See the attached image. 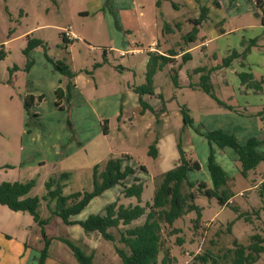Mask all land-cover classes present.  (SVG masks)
<instances>
[{"label":"rangeland","instance_id":"obj_1","mask_svg":"<svg viewBox=\"0 0 264 264\" xmlns=\"http://www.w3.org/2000/svg\"><path fill=\"white\" fill-rule=\"evenodd\" d=\"M190 2L0 0V183L35 180L28 195L42 197L46 181L69 172L64 193L92 191L94 167L102 170L109 158H118L135 169L125 184L135 176L143 180L141 204L146 205L153 202L165 173L179 162L180 144L202 167L190 171L189 179L212 186L207 167L212 148L228 173L232 198L224 206L216 197L198 194L202 216L196 222L198 213L190 212L175 221L180 231L164 229L160 259L168 251L170 264H199L195 255L211 251L229 264L235 239L248 244L252 234H264V194L259 188L264 161L244 175L235 149L210 144L206 133L224 129L241 143L253 136L264 140L263 10L256 0ZM203 6L209 8L207 17L195 42L188 44L184 36ZM66 29L75 38L70 42L64 41ZM255 38L257 44L245 58L221 66L223 58L233 50L243 52ZM32 40L43 43L26 52ZM190 46L191 59L179 55L155 73L154 93L142 95L152 109L143 111L136 89L147 84L149 51L181 53ZM59 60L69 64L73 78L55 67ZM199 67L215 68L212 90L229 107L202 88L207 70L196 71ZM243 71L254 75L249 85L238 76ZM183 105L190 108L195 127L184 125ZM156 138L159 153L154 157L149 151ZM260 150L264 153V145ZM123 188L117 184L93 198L76 218L103 213L115 202L139 203L136 197H125ZM182 190L189 188L184 184ZM38 210L50 218L44 264H78L63 237L93 254L94 264H122L113 241L97 231L86 232L80 224H66L44 199ZM110 230L122 246L119 230ZM47 239L29 212L0 203V264H42ZM255 264H264V253Z\"/></svg>","mask_w":264,"mask_h":264},{"label":"trees","instance_id":"obj_2","mask_svg":"<svg viewBox=\"0 0 264 264\" xmlns=\"http://www.w3.org/2000/svg\"><path fill=\"white\" fill-rule=\"evenodd\" d=\"M256 2L257 6L263 10L262 22L264 24V0H256ZM208 9L207 6L202 7L201 15L194 21L195 26L184 36V40L188 44L194 43L197 39L199 25L207 17L205 13ZM63 37L65 42L71 41L64 34ZM42 43L40 40H32L26 52ZM254 44H257L256 38L247 45L243 52L233 50L230 55L223 58L221 66L229 67L235 58H245L247 52ZM178 53L173 49L168 53L149 51L147 84L145 86H139L136 89L140 94L139 99L143 106V111L151 108L143 99L142 95L144 93H154L153 77L155 73L166 64H173L175 62L173 57ZM191 57L192 55L189 51L182 55L184 61L191 59ZM55 67L70 78L75 76L69 64L62 60L55 62ZM214 69L207 70L204 67L196 69V71L207 70L201 86L222 105L229 107L226 103L219 100L212 90L214 88L211 75ZM173 70L175 71L176 68L173 67ZM238 76L242 84L249 85L248 81L254 79V75L251 72H239ZM57 93L59 98L62 97L61 88L57 89ZM43 97L41 95L39 99L41 100ZM57 104H60L59 100ZM27 108L29 111V107ZM181 111L184 125L195 127V120L190 108L187 105H183ZM105 121L107 122V120ZM103 129L105 133H108L107 124H103ZM206 137L209 139L210 144L213 142L220 148L227 146L234 148L241 164L240 171L244 175L250 170L256 169L260 162L264 161V153L260 150L261 146L264 145V140H260L257 137H250L245 143H241L234 134L224 129L208 131ZM158 142L159 138H156L150 147L149 153L154 157H157L159 153ZM179 153V162L175 163V166L165 173L159 188L154 194L153 202L147 203L146 205L141 204L142 194L144 192L143 180L135 176L133 183L130 185L125 184L124 180L133 175L135 169L128 164L124 167L122 161L118 158H109L102 170H99V165L94 167V188L92 191H76L70 194L64 193V187L66 185L64 181L69 178L70 173L63 172L58 178L51 177L46 181L45 187L47 192L42 197L28 195L35 185V180L26 182L3 181L0 183V203L7 205L14 211L29 212L40 225L45 239H47L45 226L49 223L50 218H44L38 210L42 199L48 202L51 212L60 216L66 224H80L86 232L97 231L106 240L113 241L116 251L122 260V264H170L172 259L168 251L160 259V254L163 250L162 233L164 229L170 226L172 227L171 233L180 231L179 228L174 227L175 221L194 211L199 215L196 219V222L198 221L202 216L203 210V207L196 202L198 194L208 198L216 197L224 206L229 203L233 195L227 188L229 182L228 173L216 160L212 148L207 159V167L210 172L212 186L204 180L200 182L190 180L189 172L200 170L202 168L201 164L198 160L190 157L189 153L181 144L179 145ZM117 184L124 186L123 194L125 197H136L139 203L125 206L115 202L107 205L103 213H92L85 219L76 218L93 198L102 195L106 190ZM184 184L189 188L187 192H183L182 190ZM259 188L261 194H264V178L260 182ZM53 201H55L54 207H52ZM142 218H145L142 222L134 224L135 221ZM112 228L119 230V242L122 243V246L117 244L118 241L110 230ZM61 240L71 248L77 258L78 264H94L93 254L86 253L77 243L68 238L63 237ZM178 241L181 243L182 239L178 238ZM233 243L234 248L229 250L233 252L229 264H255L264 253L263 233L252 234L248 244L241 243L238 239H235ZM48 246L49 240L47 239L42 264H44V257L47 256ZM220 260L221 257L219 255L216 256L211 251L202 252L194 257V261L199 264H222Z\"/></svg>","mask_w":264,"mask_h":264},{"label":"crops","instance_id":"obj_3","mask_svg":"<svg viewBox=\"0 0 264 264\" xmlns=\"http://www.w3.org/2000/svg\"><path fill=\"white\" fill-rule=\"evenodd\" d=\"M191 2H190V4H192V1L194 2V0H190ZM257 4V3H256ZM258 7V6H257ZM73 34V33H72ZM73 39H75L74 37H73ZM73 39H71V40H73ZM203 47H206V45H203ZM191 49H192V47L190 46V47H187L186 49H183V51L181 52V53H179V54H177V55H175V57H173L174 59H177L178 57H179V55H183V53H185V52H190L191 53ZM155 51H158V52H160V53H166L164 50H162V49H160V48H157ZM192 55V54H191ZM180 59V58H179ZM179 62V61H178ZM225 68V67H224ZM235 69V68H234Z\"/></svg>","mask_w":264,"mask_h":264},{"label":"built area","instance_id":"obj_4","mask_svg":"<svg viewBox=\"0 0 264 264\" xmlns=\"http://www.w3.org/2000/svg\"><path fill=\"white\" fill-rule=\"evenodd\" d=\"M64 35L69 40L73 39V37H74L70 29H66L65 32H64Z\"/></svg>","mask_w":264,"mask_h":264}]
</instances>
